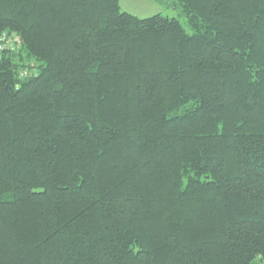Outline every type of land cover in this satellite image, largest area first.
<instances>
[{
  "label": "trees",
  "instance_id": "16d2710c",
  "mask_svg": "<svg viewBox=\"0 0 264 264\" xmlns=\"http://www.w3.org/2000/svg\"><path fill=\"white\" fill-rule=\"evenodd\" d=\"M120 1L0 0V264H264V0Z\"/></svg>",
  "mask_w": 264,
  "mask_h": 264
},
{
  "label": "rangeland",
  "instance_id": "374dc122",
  "mask_svg": "<svg viewBox=\"0 0 264 264\" xmlns=\"http://www.w3.org/2000/svg\"><path fill=\"white\" fill-rule=\"evenodd\" d=\"M160 3L156 0H121L122 9L139 18H148L157 14H163L168 17H179V11L169 8L168 5L176 0H162ZM184 23V20H182Z\"/></svg>",
  "mask_w": 264,
  "mask_h": 264
}]
</instances>
